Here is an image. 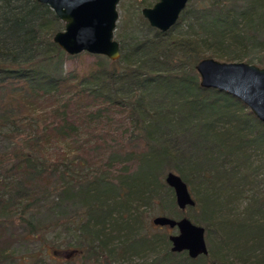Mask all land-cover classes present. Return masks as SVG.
Returning a JSON list of instances; mask_svg holds the SVG:
<instances>
[{"label": "trees", "instance_id": "16d2710c", "mask_svg": "<svg viewBox=\"0 0 264 264\" xmlns=\"http://www.w3.org/2000/svg\"><path fill=\"white\" fill-rule=\"evenodd\" d=\"M145 4L119 1L111 62L58 49L63 24L46 6L0 0V130L13 141L0 155V232L17 224L43 240L72 230L71 250L96 260L100 230L115 224L129 236L117 252L154 253L146 264H235L228 252L264 264V125L233 97L199 88L194 71L205 58L263 63L264 0H188L165 33L140 16ZM164 171L192 191L186 209L197 216L176 209ZM133 202L201 226L206 256L171 253L165 235L136 238L120 224L138 219Z\"/></svg>", "mask_w": 264, "mask_h": 264}, {"label": "water", "instance_id": "95a60500", "mask_svg": "<svg viewBox=\"0 0 264 264\" xmlns=\"http://www.w3.org/2000/svg\"><path fill=\"white\" fill-rule=\"evenodd\" d=\"M46 6L63 24L52 42L67 56L87 53L114 62L119 48L113 38L120 0H35ZM188 0H157L140 10V16L150 28L167 32L177 21ZM199 88L229 95L241 103L264 125V64L257 67L244 62H219L211 58L199 60L194 66ZM163 182L173 195L178 211L193 208L195 203L187 185L179 176L167 172ZM151 224L175 230L167 236L171 253H185L189 259L206 256L204 229L182 217L154 216Z\"/></svg>", "mask_w": 264, "mask_h": 264}, {"label": "rangeland", "instance_id": "374dc122", "mask_svg": "<svg viewBox=\"0 0 264 264\" xmlns=\"http://www.w3.org/2000/svg\"><path fill=\"white\" fill-rule=\"evenodd\" d=\"M155 3V0H146V4L151 7ZM90 62V57H83L77 63ZM264 63V61H263ZM262 64H258L256 61H252V65L261 67ZM69 64L65 62L67 67ZM232 125L229 124L228 127ZM5 130H0V155L10 151L13 146V141L4 137ZM251 154V152H250ZM258 154L264 158V148H262ZM264 160V159H263ZM264 163V161H262ZM130 172L135 170V165H130ZM264 171V170H263ZM167 171H164L165 175ZM173 173V172H172ZM188 188V187H187ZM196 189V188H195ZM197 190V189H196ZM188 191L192 198L194 195L191 190ZM198 191V190H197ZM245 195V194H244ZM247 196V195H246ZM246 196L238 198L233 204V210L241 211L247 204ZM129 208L137 214V220H121L120 224L131 228L132 235L141 239L150 235H165L175 234V230L168 228H158L151 224V219L156 216L152 214L148 208H145L139 202H133L129 204ZM182 214L189 216H197L198 212H190L188 209L181 211ZM181 218V217H180ZM190 220V219H188ZM118 227V228H117ZM118 229V230H117ZM101 233L97 236L98 241L105 240L104 250L100 257L95 258L87 257L84 253L85 248L72 251L69 246L76 243L78 238L77 234L70 230V234H66L62 229H55L44 235L43 240L33 239L32 237H22L21 227L17 224L9 226L3 232H0V248L5 250L4 259L0 261V264H26L34 260L39 261L41 264H146L150 262L154 257V253H150L145 249L140 251L131 252L123 249L121 253L117 252V249L121 248V244H124L129 237L128 234L115 224H106ZM94 244L97 242L94 241ZM156 250L162 251L163 247L160 243H156ZM230 260L235 264H242L232 252L227 253ZM92 256V255H91ZM39 257V259H37ZM23 259V260H22Z\"/></svg>", "mask_w": 264, "mask_h": 264}, {"label": "flooded vegetation", "instance_id": "af4514ba", "mask_svg": "<svg viewBox=\"0 0 264 264\" xmlns=\"http://www.w3.org/2000/svg\"><path fill=\"white\" fill-rule=\"evenodd\" d=\"M157 1V0H156Z\"/></svg>", "mask_w": 264, "mask_h": 264}]
</instances>
